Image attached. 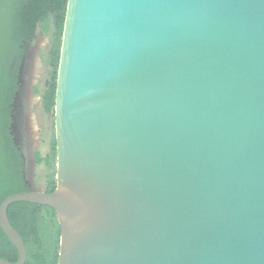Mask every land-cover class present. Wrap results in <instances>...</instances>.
<instances>
[{"label": "water", "instance_id": "water-1", "mask_svg": "<svg viewBox=\"0 0 264 264\" xmlns=\"http://www.w3.org/2000/svg\"><path fill=\"white\" fill-rule=\"evenodd\" d=\"M58 264H264V0H68Z\"/></svg>", "mask_w": 264, "mask_h": 264}, {"label": "trees", "instance_id": "trees-1", "mask_svg": "<svg viewBox=\"0 0 264 264\" xmlns=\"http://www.w3.org/2000/svg\"><path fill=\"white\" fill-rule=\"evenodd\" d=\"M67 5L68 0H0V206L11 195L31 191L25 179V160L12 134L13 104L20 88L25 52L39 30L51 36V72L42 94V106L46 114H54ZM36 161L45 165V192L52 193L57 186L55 133L47 156L37 152ZM8 217L25 242V264L59 263L61 230L55 210L20 202L8 208ZM0 257L10 262L19 259L17 249L1 226Z\"/></svg>", "mask_w": 264, "mask_h": 264}, {"label": "rangeland", "instance_id": "rangeland-1", "mask_svg": "<svg viewBox=\"0 0 264 264\" xmlns=\"http://www.w3.org/2000/svg\"><path fill=\"white\" fill-rule=\"evenodd\" d=\"M50 45L51 36L39 30L26 49L20 68V88L13 104L12 134L25 160V179L31 190L42 192L45 191L47 169L44 164L37 163L36 153L47 156L55 133L54 114H46L42 106V94L51 72Z\"/></svg>", "mask_w": 264, "mask_h": 264}]
</instances>
